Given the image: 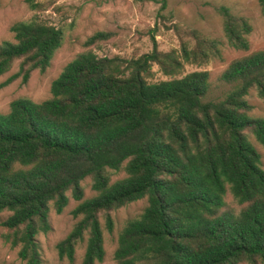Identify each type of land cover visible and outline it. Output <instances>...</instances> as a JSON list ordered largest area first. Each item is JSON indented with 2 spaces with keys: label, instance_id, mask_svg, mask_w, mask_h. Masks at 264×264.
<instances>
[{
  "label": "trees",
  "instance_id": "obj_1",
  "mask_svg": "<svg viewBox=\"0 0 264 264\" xmlns=\"http://www.w3.org/2000/svg\"><path fill=\"white\" fill-rule=\"evenodd\" d=\"M135 1L158 3L160 13L167 5ZM257 2L264 17V0ZM215 9L228 44L248 50V17L223 4ZM9 29L0 75L19 65L1 86L44 72L64 38L36 18ZM186 34L194 43L180 37L179 51L158 50L153 40L150 52L133 58L80 52L52 80L49 98L19 97L0 113V213L8 212L0 237L20 244L25 264H42L36 237L51 230L49 211L61 213L68 192L79 201L71 210L77 219L55 247L69 263L84 241L81 264L102 262L100 215L111 232L110 211L145 198L118 231L113 264H264V169L248 134L264 147V118L249 113L247 99L251 90L264 99V50L232 60L217 77L228 88L214 97L207 70L183 71L221 59V41ZM111 35L99 30L84 44ZM153 65L167 78L155 80ZM121 169L126 175L111 181ZM86 177L95 192L88 198Z\"/></svg>",
  "mask_w": 264,
  "mask_h": 264
},
{
  "label": "rangeland",
  "instance_id": "obj_2",
  "mask_svg": "<svg viewBox=\"0 0 264 264\" xmlns=\"http://www.w3.org/2000/svg\"><path fill=\"white\" fill-rule=\"evenodd\" d=\"M34 2L38 7L32 9L26 0H0V42L12 40L13 34L9 28L14 22L36 18L61 28L64 33L63 43L54 53L46 70L33 71L25 83L18 77L1 86L18 70L19 61H14L10 70L0 75V113L6 112L9 103L19 97H27L33 101L49 98L52 80L78 53L88 49L98 56L118 55L122 58H133L150 52L155 40L158 50L179 51L180 37L191 45L194 39L186 32L196 30L203 36L221 41L222 58H212L203 65L185 64L183 74L207 70L211 80V95L214 97L220 96L223 90L228 88L227 85L220 83L217 77L232 60L253 51L264 50V17L257 0H166L167 5L162 13L159 11V4L151 1L140 3L135 0H34ZM220 4L228 6L234 13L248 17L252 26L247 36L248 50H237L228 44L222 30L221 17L215 9V6ZM99 30L109 31L112 35L106 40L86 46L84 44L86 38ZM153 70L155 80L167 78L156 65H153ZM247 99L252 106L249 113L264 118V99L258 97L254 90L250 91ZM248 134L260 153L264 169V147L251 133ZM125 175L123 169L111 171V181ZM81 185L84 189V198L95 194L91 188L90 177L82 180ZM68 195L69 202L61 213H56L52 208L49 211L51 230L36 237L42 264H81L85 241L76 246L73 263L59 259L55 247L77 219L73 217L71 210L79 201L72 198L69 192ZM225 201L235 211L240 207L229 192L225 195ZM145 205L146 200L143 198L112 209L111 232L106 229L104 216L100 215L105 255L103 261L96 264H113L118 231L129 218L139 214ZM7 215L8 212L0 213V221ZM3 231L5 229L0 226V233ZM19 248L20 244L11 247L0 237V264H25L17 255Z\"/></svg>",
  "mask_w": 264,
  "mask_h": 264
}]
</instances>
